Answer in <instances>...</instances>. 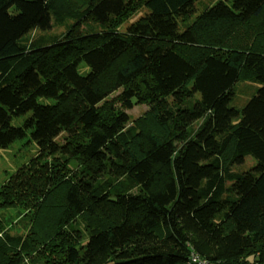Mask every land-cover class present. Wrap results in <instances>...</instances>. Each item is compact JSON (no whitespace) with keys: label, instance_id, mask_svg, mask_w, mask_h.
Listing matches in <instances>:
<instances>
[{"label":"trees","instance_id":"16d2710c","mask_svg":"<svg viewBox=\"0 0 264 264\" xmlns=\"http://www.w3.org/2000/svg\"><path fill=\"white\" fill-rule=\"evenodd\" d=\"M199 1L0 0V148L36 146L0 184L2 264H264V44L236 37L264 0Z\"/></svg>","mask_w":264,"mask_h":264},{"label":"rangeland","instance_id":"374dc122","mask_svg":"<svg viewBox=\"0 0 264 264\" xmlns=\"http://www.w3.org/2000/svg\"><path fill=\"white\" fill-rule=\"evenodd\" d=\"M78 2V5L80 4L81 0H74ZM217 0H200L196 3V7L201 8L208 4H213ZM144 13V8L138 9L132 16L128 17L127 19L122 21L121 26H119V30L126 31L128 27V23L137 19L139 16H141ZM63 27H57L55 29V32L58 34L63 32ZM249 33L247 36L242 35L243 33ZM242 35V36H241ZM240 39H237V44L242 45H249L251 48L256 46L259 42H262L264 44V12L261 13L258 17L250 20L247 29L242 32L238 31L236 33V37H240ZM246 41V42H244ZM236 44L235 42H232ZM264 47V46H263ZM112 78V67L109 68L100 78L102 82H106V85L109 84L110 80ZM245 82L244 84H246ZM243 83H240L242 85ZM254 89L259 86L258 83L252 82ZM119 89L113 90L111 93H109L108 98H110L111 101L114 103V110H124L131 119H137L142 120V114L146 111L147 105L145 103H137L131 108H124L123 104L118 100L119 95ZM249 97V95L245 96L244 94H236L234 97V100L232 101V105L240 108L246 101V99ZM132 123L137 122L136 120L130 121ZM14 124H18L19 121H16L13 119ZM143 123V120H142ZM138 124V122H137ZM139 125V124H138ZM36 146L31 141L29 136H26L25 138L18 139L13 141L11 144H9L5 148H0V184L3 183L5 180L8 179L10 175H12L18 168L23 167V164L27 162V160L32 156V154L35 152ZM255 160L251 156H246L243 164L240 168L246 169L248 166L253 165ZM235 170H241L240 168L233 166ZM3 219H4V226L6 228V231L11 234L15 235L17 233H26V230L33 228L40 230V226L36 224L37 222H34L32 219H30V216L25 215L22 211H20L19 207H7L3 209L2 213ZM32 224H31V222ZM31 226H30V224ZM36 227V228H34ZM23 228V229H22ZM21 231V232H20ZM5 234V233H4ZM38 239V238H37ZM38 243L42 244V242L38 239ZM41 251H44L46 254L50 253L47 250H43V246L46 247V242H43L42 245H38ZM11 250L17 251L15 249V245H12ZM54 252V251H52ZM52 252L49 254L52 260L59 259L56 257ZM36 254H39V251H36ZM44 254L41 253L39 256H43ZM32 256V254H30ZM26 255L24 254V259L26 260ZM23 258V257H22ZM35 259H29L28 262H31ZM0 261L2 259L0 258ZM0 264H2L0 262ZM42 264V263H41Z\"/></svg>","mask_w":264,"mask_h":264},{"label":"built area","instance_id":"2783aa9c","mask_svg":"<svg viewBox=\"0 0 264 264\" xmlns=\"http://www.w3.org/2000/svg\"><path fill=\"white\" fill-rule=\"evenodd\" d=\"M179 264H217V263L207 260L206 258H203L194 252H190L187 259Z\"/></svg>","mask_w":264,"mask_h":264}]
</instances>
